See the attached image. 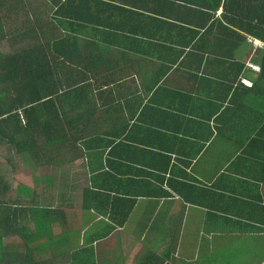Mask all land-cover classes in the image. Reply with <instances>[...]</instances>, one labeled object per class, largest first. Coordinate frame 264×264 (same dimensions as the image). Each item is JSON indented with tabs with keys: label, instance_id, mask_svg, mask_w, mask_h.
<instances>
[{
	"label": "crops",
	"instance_id": "0c3cea01",
	"mask_svg": "<svg viewBox=\"0 0 264 264\" xmlns=\"http://www.w3.org/2000/svg\"><path fill=\"white\" fill-rule=\"evenodd\" d=\"M80 1L12 0L3 7L0 46L39 63L41 73L76 79L81 99L87 92L86 126L72 137L79 144L47 154H55L48 170H69V179L57 175L42 191L51 192L56 208L78 212L80 228L104 222L102 234L110 227L99 248L110 245L112 258L129 264L137 257L143 264H264V98L253 92L254 73L238 74L234 62L250 68V50L232 58L207 36L199 50L174 54L168 27L169 43L151 50L159 56L146 59L149 50L130 60L133 44L123 42L124 54L94 35L98 23L107 30L105 16L69 23ZM173 1L162 13L171 17ZM87 4L97 13L106 7L104 0ZM241 81L248 92L234 103ZM12 173L13 188L27 183L18 177L24 172Z\"/></svg>",
	"mask_w": 264,
	"mask_h": 264
},
{
	"label": "trees",
	"instance_id": "16d2710c",
	"mask_svg": "<svg viewBox=\"0 0 264 264\" xmlns=\"http://www.w3.org/2000/svg\"><path fill=\"white\" fill-rule=\"evenodd\" d=\"M11 1L0 0V45L5 17L3 7ZM13 1L19 4L25 0ZM56 1L52 0L54 4ZM184 1L172 2L176 11L170 17L162 12L163 3L168 6L171 0H104L106 7L98 13L91 5L88 7V0H81L82 7L69 23L81 25L91 17L94 23L98 22V17L105 16L109 21L105 24L107 30L99 29L103 25L98 23V33L95 31L94 35L98 34L99 39L109 41L123 53L126 51L121 46L123 42L133 44L130 60L139 58L136 52L147 54L149 50L151 53L146 59L159 56L160 52L151 50L157 49L152 47L159 42L169 43L168 27L174 29L172 40L177 45L172 49L174 54L178 50L183 54L192 45L199 50L207 36V41L225 45L226 53L233 55L232 58L248 48L251 62L259 69L247 68L237 59L234 62L239 66L238 74L254 73L253 92L264 98V0H187L186 4ZM221 8L224 11L219 15ZM181 25L188 30L181 31ZM204 32H207L205 36ZM250 37L262 46H255ZM16 53L0 46V151L5 152L3 162L0 160V264H129L127 257L112 258L108 251L110 245H106L107 250L99 248L110 239V227L105 233H99L104 222L80 228L79 213L68 214L56 208L50 191L38 192L22 182L13 188L12 172L21 170L17 165L18 156L27 161L25 166L40 173V177L34 176V181L45 178L48 188L53 187L58 174L56 167L48 169L55 165V154H47L55 151L56 146H67L71 150L73 143L79 144V138L73 142L72 137L84 131L86 123L82 121L87 114L81 109L88 101L86 90L82 92L83 100L77 92L76 79L64 81L51 73H41L39 63L33 65L21 52L14 55ZM225 78L231 79L229 75ZM248 87L241 81L231 100L235 103L243 97ZM69 176V170H64L57 180L68 181ZM87 214L84 213L85 219ZM94 229L97 233L88 238L87 233ZM17 239L18 242L13 241ZM137 260L134 264H143L139 257Z\"/></svg>",
	"mask_w": 264,
	"mask_h": 264
},
{
	"label": "rangeland",
	"instance_id": "374dc122",
	"mask_svg": "<svg viewBox=\"0 0 264 264\" xmlns=\"http://www.w3.org/2000/svg\"><path fill=\"white\" fill-rule=\"evenodd\" d=\"M249 40L250 41H254V44H255V46H260L261 45V42H259L258 40L257 41H255V40H253V38H249ZM244 58H245V60H247V62L249 63V66H253V67H255V68H258V66L257 65H255L254 63H252L251 62V58H249L248 56H244ZM259 69V68H258ZM257 69V70H258ZM4 150H2V151H0V160L3 162V160H4ZM17 162H18V164L17 165H19L21 168V171L22 172H24L25 173V175L26 176H24V175H19L18 177L19 178H21V180L23 181V182H25V180L27 181V183L26 184H29L28 186H30L31 188H34V189H36V191H38V192H40V191H42V187H48V186H45V178L44 179H40L38 182H36V181H34V176L36 175V176H38V177H40L41 175H40V173L38 172V173H36V172H34V170L33 169H31V166H25V162H27L25 159H23L22 158V156L21 157H19L18 156V158H17ZM17 177V178H18ZM42 178V177H41ZM14 182V181H13ZM32 184H33V186H32ZM17 186V185H16ZM15 186V187H16ZM13 241H19L18 239L17 240H13ZM13 241H10L11 243L13 242Z\"/></svg>",
	"mask_w": 264,
	"mask_h": 264
},
{
	"label": "clouds",
	"instance_id": "9594fccd",
	"mask_svg": "<svg viewBox=\"0 0 264 264\" xmlns=\"http://www.w3.org/2000/svg\"><path fill=\"white\" fill-rule=\"evenodd\" d=\"M260 46H262V45H260ZM251 67H253V66H251ZM254 68V67H253ZM255 69V68H254ZM257 70V69H256ZM248 82H250L249 80H247ZM251 83V82H250Z\"/></svg>",
	"mask_w": 264,
	"mask_h": 264
},
{
	"label": "built area",
	"instance_id": "2783aa9c",
	"mask_svg": "<svg viewBox=\"0 0 264 264\" xmlns=\"http://www.w3.org/2000/svg\"><path fill=\"white\" fill-rule=\"evenodd\" d=\"M255 68V67H254ZM255 69H258V68H255Z\"/></svg>",
	"mask_w": 264,
	"mask_h": 264
}]
</instances>
